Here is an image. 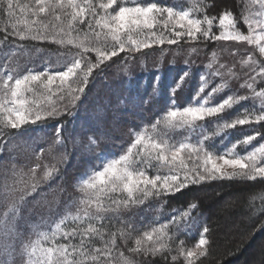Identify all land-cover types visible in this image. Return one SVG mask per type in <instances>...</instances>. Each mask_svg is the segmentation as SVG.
Masks as SVG:
<instances>
[{
	"label": "trees",
	"instance_id": "obj_1",
	"mask_svg": "<svg viewBox=\"0 0 264 264\" xmlns=\"http://www.w3.org/2000/svg\"><path fill=\"white\" fill-rule=\"evenodd\" d=\"M101 2L106 0H93L94 5ZM7 3L8 0H0V102L4 101L3 85L9 75L14 82L29 72L66 70L76 59H81L82 64L77 76L62 86L58 80L47 85L44 76L24 92L22 98L31 118L36 113L46 118L18 129L0 123V223L6 207L14 202L19 218L15 227L18 235L10 240L3 236L0 224V255L7 248L12 255L9 264H25L22 250L36 236H32V225L24 224L32 220V224L38 223L39 229L50 230L51 234L58 233L53 228L63 222L55 236L56 245H68L69 259L80 264H187L180 253L194 249L199 234L196 228L194 233L187 228L198 222L199 230H208L204 233L208 243L204 254L194 258L195 264H264V178L253 181L233 177L189 184L171 193L138 196L136 202L127 205L123 203L127 200L124 194H107L110 199L103 195L98 203L108 210L97 213L94 200L89 217L83 215L84 206L80 205L86 199L81 192L82 180L99 169L102 157L118 158L125 154L140 133L160 139L163 124L156 129L152 125L163 121L168 110L198 105L220 83H228L229 93L240 91L237 96H244L240 90L243 80L238 77L246 53H239L240 48L234 45L206 41L202 36L197 40L185 37L170 45L166 41L172 27L165 29L158 23L154 32L165 38L163 45L139 50L126 47L125 52L100 63L88 74V64L97 65L96 52L91 49L106 47L103 33L99 38L95 36L100 29L94 20L93 27H89L90 16L69 29L66 11L70 9L57 8L37 17L32 12L35 0H12L9 15ZM149 3L175 8L173 0H117L114 7L118 10L119 6ZM186 8L181 7L183 11ZM195 8L199 9L201 19L208 16L215 18V23L224 12H231L237 28L245 32L252 3L201 0ZM21 34L25 38L21 39ZM34 35H43L45 39H33ZM110 45L109 41V51ZM220 64L233 69L230 72L236 73V77H214ZM201 86L204 92H199ZM80 87L82 92L71 91ZM228 92L209 97V104L221 102ZM245 109L252 112L250 103L244 100L226 110L222 117L198 122L200 128L193 130L197 136L192 140L184 131L168 129L169 143L178 145L188 140L197 144L207 135L211 139L202 147L221 154L252 134L254 129L248 125L220 132L225 122L242 117ZM53 110L54 114L48 115ZM253 127L264 132V124ZM261 139L255 141L256 146L264 143ZM155 165L146 160L139 167L148 176L165 174L164 168L157 169ZM187 210H192L190 216ZM90 228L96 231L89 233ZM153 229L160 232L147 241L144 234ZM73 230L77 231L75 237L65 239L61 234ZM138 239L141 246L136 244ZM149 246L160 251L145 254L143 248ZM138 247L140 251H136Z\"/></svg>",
	"mask_w": 264,
	"mask_h": 264
},
{
	"label": "snow or ice",
	"instance_id": "obj_2",
	"mask_svg": "<svg viewBox=\"0 0 264 264\" xmlns=\"http://www.w3.org/2000/svg\"><path fill=\"white\" fill-rule=\"evenodd\" d=\"M260 3L264 5V0H260ZM116 5L117 0H106V2H101L98 5H94L93 0H82V2H78V0H55L54 3L52 0H35V7L32 12L33 15L39 17L57 8L70 9V12L66 11V15L70 17L69 29L76 22L84 23L89 16L91 17L89 20L90 28L93 27L91 21H95V26L100 29L99 32H95V36L99 38L103 33L106 47L105 50L91 49L96 52L97 65L89 63L87 67L88 74L100 63L110 60L121 52H125L126 47L129 50H139L150 48L153 45H163L165 38L157 36L156 32L153 31L158 23H162L165 29L169 25L172 26L171 37L166 41L170 45L176 44L185 37L189 40H197L202 36L206 41L231 40L237 42L247 41L249 44L255 43L259 45L261 55H264V43H262L264 42V20H256L255 22L246 20L245 23L250 31L248 35H244L237 30L232 13L224 12L219 17V25L222 31L219 34H213L211 29L215 18H209L208 16L203 19L194 18L190 16L188 11H176L171 7H161L156 3H149L146 6L140 4L132 7L119 6L118 10L114 7ZM6 7L9 15H11L13 9L12 0H8ZM97 8L100 9V12L97 11ZM165 14L166 19L158 20V17H164ZM57 19H59V16H57ZM177 28H179L178 31L176 30ZM256 29H259V31L257 32ZM254 32L256 33L255 36L253 35ZM133 35L143 36L144 38L133 39ZM23 38L25 37L21 34V39ZM32 38L45 39L43 35H34ZM109 41L111 42L110 51L107 50ZM84 50L89 51L90 49L85 48ZM81 64L82 60L76 59L70 66L66 67V70L55 73L48 70L43 73L29 72L21 78L14 79V82L13 77L9 75L3 85L5 98L3 102H0V114H2L0 115V123H3L6 127L10 126L13 129H18L26 123H35L42 118H46L39 113L35 114L34 119L31 118V113L25 108L26 102L22 98L24 92L28 90L30 84L41 80L44 76L47 77V85H52L58 80L62 86L70 78L77 76V70L81 68ZM216 75H220V73H216ZM258 75L264 77V68L260 70ZM204 79L202 76L201 80ZM83 82L84 84L87 83V74L84 76ZM223 87H227V84L225 83ZM252 87V84H248V88L251 89ZM219 90V88H213L209 93V97L215 95ZM71 91L82 92L83 87L71 89ZM199 92H204L203 86L200 87ZM209 97H206L198 105L168 110L163 121L158 120L152 125V128L156 129L158 124H163V128L160 130V139L146 136L144 133L136 135L134 142L128 147L125 154L105 162L100 169L95 170L88 178L84 179L81 192L85 194L86 199L80 201V205L84 206L83 215L89 217L94 200L97 201V213L108 210L98 203L101 195L119 192L127 193V200L123 202L127 205L130 201L136 202L138 196L147 197L152 195L153 193L148 188L149 185H151L152 189H157L155 194L158 195L161 189L164 192L171 193L179 191L189 184H198L206 180L231 179L235 176L246 177L253 181L258 177L264 178V164H261V161L264 160V143H259L257 147L245 155H239L235 152L238 146L251 145L253 141L264 137V132L253 127L254 125L264 124V91L255 92L253 89V100L258 98L261 101V107L258 110L259 114L251 113L245 109L242 117L238 116L231 122H225L220 127V132L245 125L254 129L252 134L238 140L230 149H226L224 154H213L202 147L206 141L211 139L207 135L203 136L197 144L179 143L176 145L169 143L171 136L168 129H198L200 128L198 122H203L213 117H222L226 110L233 108L238 102L248 99L246 96L228 95L217 104H209ZM54 111L48 113V115H53ZM59 132L60 129L57 128V134ZM133 149H136V151L134 152ZM148 159H154L170 168H174L175 173L163 177L159 175L155 177L148 176L139 167ZM193 159L201 162L194 168H188L186 160ZM226 168H231L233 171L228 173L225 171ZM181 172L183 173L182 180L180 179ZM25 186H27L26 183ZM32 187L34 189L35 184ZM20 199L22 200L23 196ZM195 206L194 204L192 205L193 208ZM16 211V202H14L3 214L7 222L11 223ZM59 227L57 225V228ZM95 231L96 229L94 228L89 229V233H94ZM203 231L206 233L208 230L205 228ZM159 232L160 230L153 229L152 232H146L144 236L147 241H152L153 234ZM61 234L67 239L70 236L75 237L77 231L73 230ZM56 235V232L52 233L53 238ZM42 239L47 240L49 237L44 236ZM207 243L208 241L202 233L198 243L195 245V249L188 250L186 254L181 251L180 254L185 256L187 264H195L194 258L204 254L202 249ZM136 244L141 246L142 241L138 239ZM72 250L76 251L75 247ZM140 250V247L136 249V251ZM4 251L7 253L8 249L5 248ZM143 251L145 254H156L160 249L149 246L144 247ZM36 252V245L31 247L27 244L24 245L22 254H26L29 257L27 264H80V261L76 259H69L71 253L68 245L59 244L54 248H41L40 257L33 260L32 258L36 255ZM80 255H83V253H80ZM175 259L176 257H173V260Z\"/></svg>",
	"mask_w": 264,
	"mask_h": 264
},
{
	"label": "rangeland",
	"instance_id": "obj_3",
	"mask_svg": "<svg viewBox=\"0 0 264 264\" xmlns=\"http://www.w3.org/2000/svg\"><path fill=\"white\" fill-rule=\"evenodd\" d=\"M173 1L175 2V5H174L175 8H173L174 10L181 11L182 10L181 9L182 5H184V6L186 5L187 8L184 11H188L190 13V16H192L194 18L201 19L200 16H199V13H200L199 9L195 8L197 6V4L201 3V0H173ZM250 1L252 3V10L250 12L251 14L248 17V20L253 21V22H255L256 20H264V5H262L260 3V0H250ZM128 7H132V6H128ZM164 19H166V14H165L164 17H158V20L162 21ZM160 24L162 25V23H160ZM246 26H247V30L245 32L242 31L241 29H238L237 25H236V28L242 34L248 35L250 29H249L247 24H246ZM170 27H172V26L170 25ZM176 30L178 31L179 28H177ZM153 31H154V29H153ZM211 31H212L213 34H219L222 31V28L219 25V19H218V21L216 23L214 22ZM256 31L258 32L259 29H256ZM255 34L256 33L254 32L253 35L255 36ZM143 38H144L143 36L133 35V39H143ZM217 42L223 43V44L234 45V46L240 48L238 50L239 53H243V52L246 53L245 60H244V62L242 64V71L243 72L240 71L239 72L240 77H238V78L243 80V84L240 85V90H241V92H243L244 96L248 97V99H246L245 101L247 103H250L251 110H252L251 113L259 114L258 110L261 107V101L258 98H256L255 100H253V98H252L253 97V89L255 90V92L264 91V77H261V76L258 75L260 70L262 68H264V55H261V53L259 52V45L255 44V43L249 44L247 41L237 42V41H231V40H227V41L219 40ZM262 43H264V42H262ZM214 64H215V62H214ZM231 70L234 72L233 69H227V67L224 64H220L219 70L215 71V73L213 75H214V77L216 76L217 79L218 78H222L224 76H229V75H230V77H234L235 78L236 77V73L230 72ZM216 73H220V75H216ZM238 78H237V80H238ZM224 84L225 83L216 84V86L214 88H219L220 89L217 93L228 92L229 85H228V83H226L227 87H223ZM248 84H252L253 87L251 89L248 88ZM239 92L240 91H236L235 93H231V92L230 93L228 92V93H229V95H237ZM254 105H255V107H254ZM6 106H10V105H6ZM177 130L178 131H184L186 133V135H188V138H189L188 140H192L193 138H195L197 136V134L194 133L195 131H193L194 129L183 128V129H177ZM220 134H219V136H220ZM188 140L184 141L182 143H189ZM255 147H257V146L255 145V141H253L251 145H248V146H243L242 145L241 148L237 147L235 149V152H236V154H239V155H245L247 152L251 151ZM225 150H223V152L221 154H224ZM133 151L135 152L136 149H133ZM111 159H113V158L102 157L101 166L99 167V169L103 166V164L105 162L110 161ZM147 162H150V163L154 162V164H157V165H155L157 169H158V166H160V167L165 169V174L161 175V177H163L165 175H171V174L175 173V169L174 168H170L169 166L164 165L162 163H159V162L155 161L154 159H148ZM200 162L201 161H196L195 159L186 160V164H187L188 168H194ZM261 164H264V160L261 161ZM225 171L228 172V173H231L233 171V169L226 168ZM93 172L87 174L84 177V179L88 178ZM158 172H159V170H158ZM182 177H183V173L181 172V174H180V179L181 180H182ZM235 177H240V176H235ZM258 178H260V177H258ZM83 180H82V183H83ZM207 181H211V180L202 181L200 183L207 182ZM158 187H159V185H158ZM148 188L153 194H155L156 191H157V189H152L151 185H149ZM7 193H9V191L5 192L2 196H6ZM159 193L165 194L167 192H164L161 189ZM110 194H111V197H113L114 194H124L125 196H127V193H124V192L110 193ZM101 196H103V195H101ZM105 197H108V196L105 195ZM108 199H110V198L108 197ZM4 200H6V197L4 198ZM0 204H1V200H0ZM4 204H6V201L4 202ZM11 206H9V207H11ZM1 207H3V205H1ZM9 207H6V209L8 210ZM3 208L5 209V206ZM191 213H192V210H187V216H190ZM34 218L38 219L37 217H34ZM18 219H19L18 218V213L16 211L14 219L11 221V223L7 222L5 218H4L3 221H1L0 224H1V227H2V231H3V233H2L3 236H6L9 239V238H13L12 236H17L18 235V234L15 233V227H16ZM62 223L63 222H60L57 225L60 226ZM37 224L38 223H36V224L33 223L32 224V220L31 221L28 220L24 224V226L32 225V228H33L32 229V236H34V237L36 236V240L33 239L32 242L29 244V247H31L32 245H36V247H37L36 255L32 258L33 260H35V259L40 257V249L41 248H47V247H53L54 248V247L57 246L56 245V241L58 240L57 239L58 237H54V238L52 237V234L50 233V230H44L43 231V230L39 229L40 226L37 225ZM57 225L54 226L53 230H55V231L57 230V231L60 232L61 229L57 228ZM198 227H199V224L197 222L194 226L190 225V227L187 228V230L189 232H193L194 233L195 232V228H196V231H198L196 233L199 234V237H198V240H199L200 235L202 233L204 235V231L199 230ZM190 230H192V231H190ZM44 236L49 237V239H47V240L42 239V237H44ZM194 249H195V246H194ZM197 251H200V250H197ZM202 251H203V249H202ZM22 253H23V250H22ZM22 255H24L25 264H27L29 257L26 254H22ZM11 256H12L11 252L7 251V253H6L5 251H3V254L0 255L1 264H4V263H2V262H4V259H5V264H9Z\"/></svg>",
	"mask_w": 264,
	"mask_h": 264
}]
</instances>
